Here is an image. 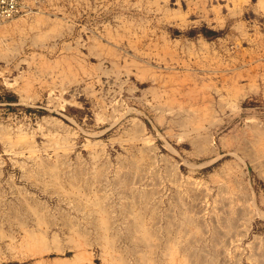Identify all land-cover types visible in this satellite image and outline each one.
<instances>
[{"label":"rangeland","instance_id":"1","mask_svg":"<svg viewBox=\"0 0 264 264\" xmlns=\"http://www.w3.org/2000/svg\"><path fill=\"white\" fill-rule=\"evenodd\" d=\"M25 6L0 24V264H264V0Z\"/></svg>","mask_w":264,"mask_h":264},{"label":"built area","instance_id":"2","mask_svg":"<svg viewBox=\"0 0 264 264\" xmlns=\"http://www.w3.org/2000/svg\"><path fill=\"white\" fill-rule=\"evenodd\" d=\"M25 12V0H0V24Z\"/></svg>","mask_w":264,"mask_h":264},{"label":"bare ground","instance_id":"3","mask_svg":"<svg viewBox=\"0 0 264 264\" xmlns=\"http://www.w3.org/2000/svg\"><path fill=\"white\" fill-rule=\"evenodd\" d=\"M187 127V126H186ZM255 132H257L256 130H255ZM256 138H258V137H256ZM255 138V139H256ZM254 139V138H253ZM263 138H261V140H262ZM258 140H260V139H258ZM261 142V141H260ZM258 144H259V142H257ZM261 145V144H260ZM263 146V145H262ZM261 149V148H260ZM261 152V151H260ZM263 154V153H262Z\"/></svg>","mask_w":264,"mask_h":264}]
</instances>
